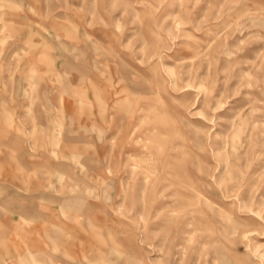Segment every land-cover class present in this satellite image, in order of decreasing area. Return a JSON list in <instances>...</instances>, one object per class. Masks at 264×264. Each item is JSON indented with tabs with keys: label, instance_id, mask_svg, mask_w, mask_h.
Masks as SVG:
<instances>
[{
	"label": "rangeland",
	"instance_id": "rangeland-1",
	"mask_svg": "<svg viewBox=\"0 0 264 264\" xmlns=\"http://www.w3.org/2000/svg\"><path fill=\"white\" fill-rule=\"evenodd\" d=\"M0 264H264V0H0Z\"/></svg>",
	"mask_w": 264,
	"mask_h": 264
}]
</instances>
